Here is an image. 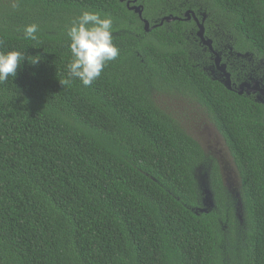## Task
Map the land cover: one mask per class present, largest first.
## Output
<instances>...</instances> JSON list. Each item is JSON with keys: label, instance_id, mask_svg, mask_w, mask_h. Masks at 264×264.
<instances>
[{"label": "trees", "instance_id": "trees-1", "mask_svg": "<svg viewBox=\"0 0 264 264\" xmlns=\"http://www.w3.org/2000/svg\"><path fill=\"white\" fill-rule=\"evenodd\" d=\"M164 1L136 3L150 25L193 10L233 83L264 80V0ZM126 3L0 0V51L25 56L0 83V264H264V104L223 85L194 22L145 31ZM84 10L112 17L119 55L90 86H63L66 27ZM31 23L35 41L23 38ZM173 99L221 134L239 178L240 232L216 159Z\"/></svg>", "mask_w": 264, "mask_h": 264}, {"label": "clouds", "instance_id": "clouds-1", "mask_svg": "<svg viewBox=\"0 0 264 264\" xmlns=\"http://www.w3.org/2000/svg\"><path fill=\"white\" fill-rule=\"evenodd\" d=\"M11 7L16 10L18 4L14 2ZM114 30L111 16L88 10L82 11L66 27L71 60L66 66L67 78L60 81L63 86L69 85L72 78L79 79L84 86H90L100 77L108 62L119 55V48L113 42ZM39 31L36 23L25 25L22 29L23 38L38 40ZM24 60L25 56L18 50L0 51V83L7 81L10 76L15 77L17 68Z\"/></svg>", "mask_w": 264, "mask_h": 264}, {"label": "rangeland", "instance_id": "rangeland-1", "mask_svg": "<svg viewBox=\"0 0 264 264\" xmlns=\"http://www.w3.org/2000/svg\"><path fill=\"white\" fill-rule=\"evenodd\" d=\"M164 2L165 7L172 3L171 0H165ZM148 17L157 19V10L151 7L150 11H148ZM167 102L170 106L173 105L176 108V113H181L182 124L188 128L189 133L200 143L206 155L216 159L226 195L232 204L235 214L236 229L237 232H240L244 220V206L240 195L239 178L221 134L198 110L190 108L186 103L174 99ZM196 177L202 193L201 205L203 207L201 209L211 207L213 205H211L213 195L210 188L209 168L206 164H201L196 168Z\"/></svg>", "mask_w": 264, "mask_h": 264}, {"label": "water", "instance_id": "water-1", "mask_svg": "<svg viewBox=\"0 0 264 264\" xmlns=\"http://www.w3.org/2000/svg\"><path fill=\"white\" fill-rule=\"evenodd\" d=\"M123 1V0H121ZM137 0H126V5L129 9L133 10L138 17L140 18V20L143 22V28L145 31H149L151 28H154L156 26H159L162 24L163 20H167L170 21L171 19H175L176 17H172V16H165L159 23L157 24H153L150 25V22L143 17V5L142 4H130V3H135ZM193 14L192 10H187L185 12V15L188 14ZM194 19L197 23V36L200 38L201 42L206 45L208 47V49L215 55L214 57V61H215V66L216 69L219 72V76H220V80L223 83V85L229 89V90H235L238 94H253L256 95L255 98L258 102L263 103L264 104V80H260V79H254V80H250V81H242L241 83H239L238 85H236L235 83H233L231 81V77L230 74L227 72L226 70V65L224 63L221 62V57L219 56V54L217 53V51H215L212 47V41L210 38H205L204 36V25H203V20L204 17L202 18V21H198V19L195 17L194 15ZM213 204V202L211 203V205Z\"/></svg>", "mask_w": 264, "mask_h": 264}, {"label": "flooded vegetation", "instance_id": "flooded-vegetation-1", "mask_svg": "<svg viewBox=\"0 0 264 264\" xmlns=\"http://www.w3.org/2000/svg\"><path fill=\"white\" fill-rule=\"evenodd\" d=\"M131 5L133 4V3H130ZM135 4H139L138 2L136 3L135 2ZM175 9H176V12H175V14H173V13H170V14H168V15H162V16H160L159 17V21H158V23L165 17V16H172V17H176L175 19H171L170 21H167V20H163V22H162V24L163 23H165V22H171V21H179V22H194L195 23V25H197V23L198 22H196L195 21V19H194V15H195V17L199 20V17L194 13V15L193 14H188V15H185V12L187 11V10H183V9H181V8H179V7H175ZM161 24V25H162ZM191 33H192V31H191ZM247 95H249V94H247ZM254 96H256V95H254Z\"/></svg>", "mask_w": 264, "mask_h": 264}]
</instances>
